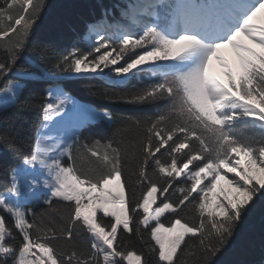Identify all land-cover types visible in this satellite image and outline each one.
<instances>
[{
    "label": "snow or ice",
    "instance_id": "snow-or-ice-1",
    "mask_svg": "<svg viewBox=\"0 0 264 264\" xmlns=\"http://www.w3.org/2000/svg\"><path fill=\"white\" fill-rule=\"evenodd\" d=\"M45 7L0 0V123L37 117L0 130V264H222L264 204V0L101 2L48 38Z\"/></svg>",
    "mask_w": 264,
    "mask_h": 264
},
{
    "label": "trees",
    "instance_id": "trees-1",
    "mask_svg": "<svg viewBox=\"0 0 264 264\" xmlns=\"http://www.w3.org/2000/svg\"><path fill=\"white\" fill-rule=\"evenodd\" d=\"M101 2L106 7H111L117 0H46V7L38 35L48 38L60 34H71L73 30H80L85 21L93 18V13L99 14L98 5ZM87 83L80 82L73 89V94L81 102L91 103L97 107L110 108L118 115L138 114V110L132 106L109 104L106 101L91 97L84 86ZM42 92L43 87L33 90L32 98L35 103L39 104L42 102ZM9 121L11 123H0V130L17 136L19 140L27 141L33 134L37 124V117L32 113H17L13 110L9 113ZM0 162L12 164L15 161L11 153L0 149ZM170 215L174 214L169 213L166 216ZM187 215L190 216L191 214L188 213ZM97 216L99 218L102 214L98 213ZM105 219L107 220L108 218ZM124 238H127L126 235ZM147 238L148 235L145 233V239ZM133 239L135 238L133 237ZM132 247L137 252L142 250V245L139 242L133 244ZM220 259L222 264H264V204L257 205L248 216L235 233L228 251ZM153 264H156L155 257H153Z\"/></svg>",
    "mask_w": 264,
    "mask_h": 264
},
{
    "label": "bare ground",
    "instance_id": "bare-ground-1",
    "mask_svg": "<svg viewBox=\"0 0 264 264\" xmlns=\"http://www.w3.org/2000/svg\"><path fill=\"white\" fill-rule=\"evenodd\" d=\"M225 60L230 66L233 65L232 56L230 54H227V52L225 53ZM213 70H214V73L216 74V76H218L219 78L223 77L224 72L226 71V69L222 68L220 65L215 64V63L213 66Z\"/></svg>",
    "mask_w": 264,
    "mask_h": 264
},
{
    "label": "rangeland",
    "instance_id": "rangeland-1",
    "mask_svg": "<svg viewBox=\"0 0 264 264\" xmlns=\"http://www.w3.org/2000/svg\"><path fill=\"white\" fill-rule=\"evenodd\" d=\"M227 54H230V52H227ZM230 55H231V54H230ZM232 59H233V58H232ZM232 61H233V60H232ZM217 78H218V79H221L222 81H224V79H225L224 76L221 77V78H219V77L217 76ZM218 190H219V189H218ZM98 213H99V212H98ZM98 213H97V214H98ZM101 214H102V213H101ZM167 214H169V213H166L165 216H166ZM162 218H163V217H162Z\"/></svg>",
    "mask_w": 264,
    "mask_h": 264
}]
</instances>
